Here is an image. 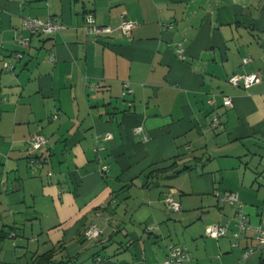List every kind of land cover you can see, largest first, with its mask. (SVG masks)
<instances>
[{
    "label": "crops",
    "instance_id": "obj_1",
    "mask_svg": "<svg viewBox=\"0 0 264 264\" xmlns=\"http://www.w3.org/2000/svg\"><path fill=\"white\" fill-rule=\"evenodd\" d=\"M85 16L112 32L95 37ZM25 18L65 28L22 48ZM234 73L261 82L234 86ZM33 134L46 145L30 167ZM225 192L259 224L264 0H0V264L51 249L49 264H160L170 244L186 246L184 264H264V250L243 258L252 240L206 235L211 223L235 230Z\"/></svg>",
    "mask_w": 264,
    "mask_h": 264
},
{
    "label": "built area",
    "instance_id": "obj_2",
    "mask_svg": "<svg viewBox=\"0 0 264 264\" xmlns=\"http://www.w3.org/2000/svg\"><path fill=\"white\" fill-rule=\"evenodd\" d=\"M85 24L89 25V32L93 34L95 37H98L101 34L107 35L112 32V29L109 26H100L95 24L93 18L91 16H85L84 18ZM135 27V23L129 19H122L120 28L123 32L129 35L132 29ZM65 28L64 24L58 21L57 18L48 19L46 21L39 20L37 18H25L21 23L19 28L20 34L18 35L16 42L22 48H26L29 46L31 35L37 33L43 34H55L60 32ZM27 32V34H25ZM181 52V51H180ZM23 53L18 51L16 53L17 58H21ZM244 63L249 62V58L243 59ZM4 68L7 71L13 70V65L10 62L4 63ZM228 82L234 86H244L249 87L261 82V76L257 73H234L228 78ZM132 90L129 84H124V89L122 95L125 96L131 93ZM212 103V100L209 101ZM223 105L229 107L232 105V100L230 97H223ZM56 118V116H54ZM220 123L219 116H216L212 120V127L218 126ZM139 131V130H137ZM107 138L111 137V134L106 136ZM46 145V139L41 134H33L28 139L27 146V156L30 167L38 166L37 161V152ZM219 201L228 204L235 205L237 204V211L234 217V231H229L230 221L225 223H211L206 227L205 233L207 236L219 239L222 237H226L229 234L233 239L232 246H238L239 239L244 237L246 240H252V244L247 246L243 252V258H248L251 255L258 253L261 250H264V213H262L259 224L252 225L249 223L247 215L242 210V205L239 204V196L235 192H225V193H217ZM167 206L171 210L178 211L180 209L179 202L172 197L171 195H167L165 198ZM100 214L97 213V216ZM14 234L12 233L11 236ZM101 236V230L97 226L96 223L91 224L85 231L84 237L89 241H96ZM190 259L189 252L186 246H177L174 244H170L168 246V255L164 261L160 264H184L186 261Z\"/></svg>",
    "mask_w": 264,
    "mask_h": 264
},
{
    "label": "trees",
    "instance_id": "obj_3",
    "mask_svg": "<svg viewBox=\"0 0 264 264\" xmlns=\"http://www.w3.org/2000/svg\"><path fill=\"white\" fill-rule=\"evenodd\" d=\"M55 253L54 249L49 250L48 252L41 254L38 256V261L34 262L33 264H49L51 259Z\"/></svg>",
    "mask_w": 264,
    "mask_h": 264
}]
</instances>
